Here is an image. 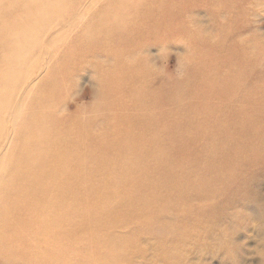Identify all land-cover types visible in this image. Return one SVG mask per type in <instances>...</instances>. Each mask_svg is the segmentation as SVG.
I'll list each match as a JSON object with an SVG mask.
<instances>
[{
    "label": "rangeland",
    "instance_id": "rangeland-1",
    "mask_svg": "<svg viewBox=\"0 0 264 264\" xmlns=\"http://www.w3.org/2000/svg\"><path fill=\"white\" fill-rule=\"evenodd\" d=\"M240 2L0 0V208L21 207L4 220L27 219L18 216L36 192L64 206L77 200L90 211L89 220L100 211L110 222L120 196L135 195L148 206L141 199L150 188L165 192L171 175L168 160L158 158V170L152 167L149 140L191 128L192 137L201 134L193 159L201 167L194 172L188 164L177 178L189 193L191 185L204 188L189 200L195 216L173 202L148 222L133 218L112 237L115 243L126 238L127 252L104 258L118 264H264V0ZM222 4L228 13L220 11ZM229 7L243 8L231 32L223 26L225 18L237 23ZM163 10L168 30L144 20ZM20 19L28 26L15 40L9 34ZM166 31L171 36L162 38ZM235 40L243 56L233 49ZM130 54L142 60L135 78L121 63ZM199 106L220 117L239 108L242 126L232 119L204 122ZM247 113L256 120L247 123ZM29 193V204L19 205ZM80 230L95 232V226ZM140 238L142 252L134 242ZM92 242L81 234L75 244L80 257ZM0 264H7L1 256Z\"/></svg>",
    "mask_w": 264,
    "mask_h": 264
},
{
    "label": "bare ground",
    "instance_id": "bare-ground-1",
    "mask_svg": "<svg viewBox=\"0 0 264 264\" xmlns=\"http://www.w3.org/2000/svg\"><path fill=\"white\" fill-rule=\"evenodd\" d=\"M49 1L53 3V0ZM179 1L180 0H178V2ZM240 5L243 7L242 0L240 2ZM242 9L243 8L235 10V8L229 7V15L230 17H233V20H235L237 23L226 22L227 18L224 17L225 20L223 22L225 24H223V26H225L226 29L229 28L227 32H231V30L238 25L240 17L238 18L237 16L239 14H241L242 16ZM165 11L166 10L159 12L156 11V14H153L144 20H146L150 26L157 27V25L159 24L162 26V29L168 30V28L171 27L168 26V24L165 22V17L161 14ZM220 11L228 13L227 8L223 4ZM178 12L179 10L174 11V13L170 12V15L171 13H173L174 15L178 16ZM222 15L224 16V14ZM168 18L171 19V17ZM116 22L117 24H119L118 20ZM16 25L18 27L16 29H11V33L9 34V36L14 35L16 37L15 40H18L21 38L20 32L23 29L22 27H26L28 25L26 23L21 24V19ZM170 33L172 34V31L163 32L162 38L164 37V35L171 36ZM152 37L154 38V40H157L155 34H152ZM143 42L144 41H141L140 43ZM233 44V49H238V54L240 56H243L245 50L242 49L243 53L240 52L241 47L239 46L238 41H233ZM132 46L135 47L136 45ZM249 51L252 53L251 49ZM107 53L113 54L115 52L107 50ZM247 57H250L251 60L253 56L249 53V56ZM9 58L10 54L7 57L8 61ZM124 59L127 60L121 63H123L126 74H131L132 77L135 78L141 73L142 60H139L138 55L136 56L134 54H130ZM232 63L233 61L231 62V64ZM135 80H138V78H136ZM175 86L176 85H173V87ZM154 101L156 104L160 103L162 105V100L159 101L157 97H154ZM231 111L234 112L231 113L230 116L224 115L223 117H220V113H217L216 110H212L210 114L209 111L205 112V109L202 106H199V112L203 113V115L201 116V120L204 122H207L206 120H210L215 123L221 122L220 120L227 121L232 119L237 120L238 124L242 126L241 118L236 116L237 111H240V109H231ZM261 114L264 115V112ZM145 117L146 116H143L141 119L144 120ZM254 120H256V118L254 116L250 117L247 113L246 122L250 123ZM155 133L157 132L153 130V135ZM191 133V128H188L185 131L168 130L163 134L165 139L158 140L151 138L149 140L150 144L148 145V147L150 148V153L148 154H150L153 159L152 163L154 164H152V167L158 170V158H160L161 162L164 160L170 161L169 164L171 166L167 167V169L171 172V175L169 180L170 185L165 184L163 187V191L165 192H162L158 195L155 193L156 188H150L151 193L149 194V196L145 195L146 197L141 199L142 201H149V207L145 204L143 205L137 199H134L135 195H127V198L120 196V206L114 207L112 209L113 213L111 215V219L109 218L110 222H108V220L106 219L107 216L100 217V214H98V212L100 211L96 212L97 215H94L95 217L93 220H89L88 216L90 214V211L85 210L81 206L77 207V200L74 201V204L71 206H64V203H62V201L58 197L52 195H50L51 197H47L43 195V193L40 194L36 192L35 195L33 194L31 196V202L30 193L25 199L18 198L19 205H28L29 202L31 204L29 210H25L24 213L18 216L21 219L27 216V219H16L15 222H11L8 220H4V218L11 216L13 212L18 208V206L15 205V203L8 207L2 206L0 208V256L5 262H7V264H118V262L113 263L104 258L114 254L117 256H119L120 254L124 255L127 252L125 246L127 245V241L125 240L126 238H122L117 243L112 240L115 227L130 223L133 218H137L141 221L145 220L146 222H148L152 218L149 216H153L156 214L158 215L159 213H162L166 210H170L168 208L173 202H175V207L179 208L180 211H183L185 214H189L190 216L194 215L190 214L191 203H189V200L195 196L201 195V191L204 188H201V186L197 187V185H191L190 187L194 189V192L189 193L186 189L183 188L182 185H180V183H178L177 178L179 172H181L183 169H186V166L188 164L191 170L194 172L199 171L201 167V165L198 164L196 160H193L195 156L199 155V153L197 155L194 154V147L197 146V142H195L196 138H200L201 134H196L192 137ZM173 135L175 136V138H173ZM243 136H246L245 133H243ZM237 142L235 143L237 144ZM158 147L160 149L159 155L155 153ZM144 157L145 156L138 157V159L143 160ZM156 157L157 161L155 159ZM162 167L164 166L162 165ZM165 181L167 182V180ZM165 181L162 180V186ZM153 186H155V184ZM114 188L118 189L117 186H114ZM28 190L29 188L25 190V193H27ZM165 199H168V201H166ZM160 205L161 207H159ZM154 206L158 208L159 211L154 210ZM20 209L21 207L18 208V210ZM101 218H103L104 220ZM86 223H90L92 224V226L94 225L95 232L89 233L81 231V225L85 226ZM136 232H138V230ZM220 232L221 234L223 233L221 230L219 231V233ZM66 233H68V236L65 237ZM193 233L194 232L191 231L190 234ZM219 233L218 236H220ZM81 234L87 235V238L94 240L89 248H85L83 250V257H80L78 253L81 249H78L75 246L77 241L81 238ZM99 237L103 238L100 239ZM134 242L137 244L136 247L138 251L142 252L141 248L143 249L144 246L142 243V238L136 241L134 240ZM134 242L132 243V245H134ZM111 243L114 244L111 245ZM161 253L164 254V250L161 251ZM166 255L169 254L166 253Z\"/></svg>",
    "mask_w": 264,
    "mask_h": 264
}]
</instances>
